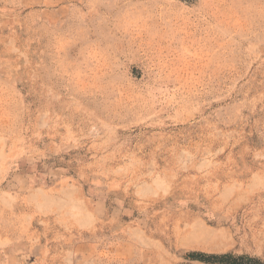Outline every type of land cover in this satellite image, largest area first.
Instances as JSON below:
<instances>
[{"label": "rangeland", "instance_id": "obj_1", "mask_svg": "<svg viewBox=\"0 0 264 264\" xmlns=\"http://www.w3.org/2000/svg\"><path fill=\"white\" fill-rule=\"evenodd\" d=\"M192 253L264 262V0H0V264Z\"/></svg>", "mask_w": 264, "mask_h": 264}, {"label": "trees", "instance_id": "obj_2", "mask_svg": "<svg viewBox=\"0 0 264 264\" xmlns=\"http://www.w3.org/2000/svg\"><path fill=\"white\" fill-rule=\"evenodd\" d=\"M193 257L202 258L203 261L208 263H218V264H264L261 260H256V258H252L249 256H235L232 254L225 255H197L196 253H192Z\"/></svg>", "mask_w": 264, "mask_h": 264}, {"label": "bare ground", "instance_id": "obj_3", "mask_svg": "<svg viewBox=\"0 0 264 264\" xmlns=\"http://www.w3.org/2000/svg\"><path fill=\"white\" fill-rule=\"evenodd\" d=\"M42 206V205H41ZM45 207V206H44Z\"/></svg>", "mask_w": 264, "mask_h": 264}]
</instances>
